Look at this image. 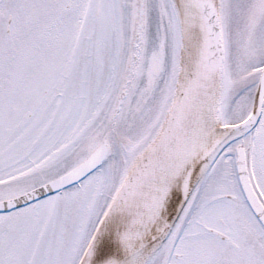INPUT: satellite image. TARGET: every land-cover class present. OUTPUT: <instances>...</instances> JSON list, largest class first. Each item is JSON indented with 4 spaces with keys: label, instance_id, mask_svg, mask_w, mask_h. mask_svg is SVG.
<instances>
[{
    "label": "snow or ice",
    "instance_id": "snow-or-ice-1",
    "mask_svg": "<svg viewBox=\"0 0 264 264\" xmlns=\"http://www.w3.org/2000/svg\"><path fill=\"white\" fill-rule=\"evenodd\" d=\"M0 264H264V0H0Z\"/></svg>",
    "mask_w": 264,
    "mask_h": 264
}]
</instances>
